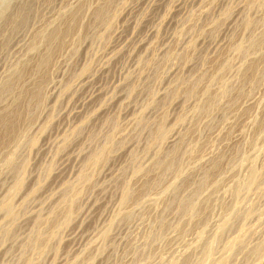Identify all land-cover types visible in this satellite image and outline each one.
<instances>
[{
	"label": "rangeland",
	"instance_id": "rangeland-1",
	"mask_svg": "<svg viewBox=\"0 0 264 264\" xmlns=\"http://www.w3.org/2000/svg\"><path fill=\"white\" fill-rule=\"evenodd\" d=\"M261 175L264 0H0V264H264Z\"/></svg>",
	"mask_w": 264,
	"mask_h": 264
},
{
	"label": "bare ground",
	"instance_id": "bare-ground-1",
	"mask_svg": "<svg viewBox=\"0 0 264 264\" xmlns=\"http://www.w3.org/2000/svg\"><path fill=\"white\" fill-rule=\"evenodd\" d=\"M21 12H22V11H21ZM19 15H20V14H19ZM103 15H104V14H103ZM101 17H102V13H99V14L97 15V18H100V19H101ZM16 20H17V18H16ZM242 54H243V53H242ZM11 87H12V86H11ZM188 94H189V93H188ZM39 98H40V97H39ZM8 118H9V117H8ZM8 118H7V119H8ZM12 119H13V118H12ZM3 121L5 122L4 119H3ZM3 121H2V122H3ZM6 123H7V122H6ZM2 125H3V124H2ZM8 125H9V123H8ZM8 125H6L5 127H7ZM10 125H11V124H10ZM10 125H9V126H10ZM2 127H3V126H2ZM12 128H14V127H11V128H9V129H12ZM14 129H15V128H14ZM2 130H3V129H2ZM4 130H6V128H4ZM4 130H3V131H4ZM12 130H13V129H12ZM14 131H15V130H14ZM4 132H6V131H4ZM7 132H9V130H8ZM161 134H162V133H161ZM161 134H160V135H161ZM158 141H159V140H158ZM102 147H103V146H102ZM108 148H109V147H108ZM172 155H173V154H172ZM96 159H97V158H96ZM169 159H170V158H169ZM94 160H95V159H94ZM97 160H98V159H97ZM97 160H96V161H97ZM170 160H171V159H170ZM96 161H95V162H96ZM168 161H169V160H168ZM93 162H94V161H93ZM169 162H170V161H169ZM90 163H91V162H90ZM172 163H173V161H172ZM165 165H166V164H165ZM170 165H171V164H170ZM166 166H167V165H166ZM162 168H163V167H162ZM164 168H165V166H164ZM164 168H163V169H164ZM260 173H261V172H260ZM254 174H256V176H257V172H255ZM262 174H263V173H262ZM258 176H259V175H258ZM261 176H262V175H261ZM263 176H264V175H263ZM263 176H262V177H263ZM250 177H251V175H250ZM252 178H253V177H252ZM256 179H257V178H256ZM18 180H19V179H18ZM84 180H85V179H84ZM253 180H254V179H252L251 181H252V183H253V185H254ZM199 183H200V182H199ZM16 184H17V183H16ZM246 185H247V184H246ZM250 185H251V184H250ZM250 185H249V186H250ZM242 187H243V186H242ZM245 187H246V186H244L241 190H243ZM14 188H15V187H14ZM240 188H241V187H240ZM240 188L238 187V189H240ZM246 188H247V187H246ZM250 188H251V186H250ZM196 189H198V187H197ZM196 191H197V190H195V192H196ZM234 191H235V194H236V196H237V193H238L237 190L234 189ZM234 191H233V192H234ZM239 191H240V190H239ZM240 192H241V191H240ZM10 193H11V192H10ZM196 193H198V191H197ZM196 193H195L194 195H196ZM239 194H240V193H238V196H239ZM194 195H193V196H194ZM233 195H234V194H233ZM233 195H232V196H233ZM187 197H188V196H187ZM194 197H195V196H194ZM194 197H193V198H194ZM197 197H198V196H197ZM188 198H189V197H188ZM236 198H237V197H236ZM184 199H185V198H183V200H184ZM195 199H196V198H194V200H195ZM183 200H182L180 203H181V205L184 207V209H187V207H188V206H187V205H188L187 203H188L189 201L186 202L187 200H185V203H182ZM190 200H191V199H190ZM8 201H9V200H8ZM190 203H191V201H190ZM8 204H9V203H8ZM186 204H187V205H186ZM191 204H192V203H191ZM193 205L195 206V203H194ZM193 205H192V207H193ZM4 206H5V205H4ZM182 206H181V207H182ZM183 207H182V208H183ZM4 208H6V210H7L9 207H8V206H5ZM188 208H189V207H188ZM190 208H191V207H190ZM9 209H10V208H9ZM182 210H183V209H182ZM192 210H194V209L192 208ZM185 212H187V211H185ZM189 212H190V210H189ZM187 214H188V213H187ZM189 214H190V213H189ZM192 214H193V213H192ZM258 248H259V247H257L256 249H258ZM211 249H212V248L208 247L207 250L204 251V257H205V258H208V256L210 255V253H211L210 250H211ZM260 249H261V248H260ZM260 249L256 250V252H258V254H259ZM262 251H263V247H262ZM253 252H255V251H253ZM253 252H252V253H253ZM256 252H255V253H256ZM252 253H251V254H252ZM256 255H257V254H256ZM260 255H261V253H260ZM260 255H259V256H260ZM257 256H258V255H257ZM220 264H224V263H220Z\"/></svg>",
	"mask_w": 264,
	"mask_h": 264
}]
</instances>
